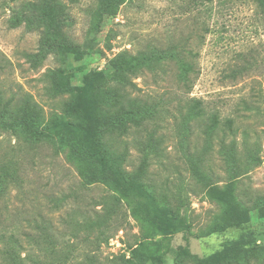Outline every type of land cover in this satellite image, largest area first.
<instances>
[{"label": "rangeland", "instance_id": "1", "mask_svg": "<svg viewBox=\"0 0 264 264\" xmlns=\"http://www.w3.org/2000/svg\"><path fill=\"white\" fill-rule=\"evenodd\" d=\"M123 56L139 66L122 71ZM188 63L190 94L182 84ZM180 96L201 99L207 117L233 118L239 130L226 138L228 166L214 136L204 144L201 135L190 159L195 138L188 145L186 122L199 120L188 114L177 132ZM154 121L162 125L155 135L167 138L165 160L147 140ZM27 123L46 138L30 135ZM122 128L125 155L113 142ZM98 146L152 200L144 198L145 218L119 202L107 243L93 218L115 181ZM232 169V199L250 218L225 228L228 206L206 190L222 191ZM230 245L252 253L227 264H264V0H123L113 14L103 0H0V264H14L13 253L23 264H82L87 256L197 264Z\"/></svg>", "mask_w": 264, "mask_h": 264}, {"label": "trees", "instance_id": "2", "mask_svg": "<svg viewBox=\"0 0 264 264\" xmlns=\"http://www.w3.org/2000/svg\"><path fill=\"white\" fill-rule=\"evenodd\" d=\"M123 0H103V11L106 14H113L116 11L117 5L122 3ZM123 55H126L123 53ZM121 64H122V71L124 72H133L139 64L135 62V60L128 59L126 56L121 58ZM191 64L188 63L186 65V80L182 82L184 84V89L186 93L190 94V90L192 86L194 85L193 75H190L191 72ZM35 67V65H33ZM235 75L238 74V71L234 73ZM196 76L194 75V78ZM85 87L89 85L88 78L84 80ZM182 91V90H181ZM180 100L176 99V103L178 104V115L174 117L175 122V129L178 132V129L182 130V121L185 117H188V114H191V116L188 117L189 120H195V122H198L192 127H188V122H186V129L184 134L186 136V141L188 145H190V137L194 136L195 141L193 145V149L196 154L194 155V151L189 152L187 154L190 155V159H193L195 157L199 156V150H198V140L203 137L204 144L207 141H211L213 136L218 140L220 148L219 155L223 156V159L220 158V160L225 162V164L228 166V160L224 159V151L227 148L226 145V138L227 136H235L238 132L239 128L235 125V121L233 118L230 117H224L221 118V116L218 113L212 112L207 117L206 108L203 104V101L199 98L188 96L186 98H183L182 96L179 97ZM171 100V99H170ZM173 101V100H172ZM174 102V101H173ZM6 103H9V101H4V104L7 106ZM245 107L247 109H253L255 106L250 107L247 103L245 104ZM168 111V109H167ZM161 121L165 122V119L163 117H160ZM150 121H148L149 123ZM147 123V121H146ZM145 122L143 123L146 124ZM211 123L213 125H211ZM6 128L9 130L14 128L13 124L5 123ZM26 130L30 133V135L36 137V139H45L46 134L43 132L38 131L37 129H34L32 125H29L27 123ZM159 129H162V125L158 124L157 121H154L153 123V129L150 133H148V142H150L153 145V151L156 154L157 157L161 159H168V154H165L163 144L167 140L164 133H159L158 135H155ZM120 133L115 134V137L113 139V142L118 143V148L121 149V155H125L128 151L129 142L125 139V135L127 132V129H121ZM125 133V134H124ZM128 133V132H127ZM244 136H247V133L244 131ZM123 135V136H122ZM201 135H203L201 137ZM234 138V137H233ZM233 140V139H232ZM140 141L138 139L136 140L137 144ZM146 144L141 145L139 148L144 149ZM110 150V148L108 147ZM97 154L101 157H103L105 163H108V166L110 167L112 174L114 176L115 181V189L112 195L113 198L110 199L109 197H105L102 201V207L101 212L95 213V218H93V221H95V225L97 230L99 229V232L97 233L100 238L98 240L108 242L109 238L112 235H108L107 229L111 228V221L112 217L115 214V209L118 208V203L122 200L127 202L130 208V213L133 216H140L145 218L148 213V208L145 204L144 198H147L150 202H152L151 198H149L148 194L144 191V189L140 188V185L137 183L138 180H130L125 176L124 171H122L118 166H116V161L113 158H110L102 149L100 146L96 148ZM111 153H116L117 151L110 150ZM201 152V151H200ZM147 152L144 155V160L140 164L139 168L140 171H145L146 167L148 166L147 163ZM237 158H242V155H238V151H236ZM196 162H193L194 165ZM164 165V164H163ZM199 165H197V168ZM194 168V167H193ZM200 170V169H199ZM201 171V170H200ZM91 174H96L97 171L94 169H91ZM230 175H233V177H230L231 180H229V183L225 186V188L221 191L218 186L209 184L208 189L206 190V194L210 196L211 198H216L218 200L223 201L228 206V214L226 215L224 219V227L228 228L231 226L240 225L243 223H246L249 221V212L247 209H245L239 202H235L232 199V192L234 190V183L238 175L235 173V170H231ZM167 189L164 187L159 186V193L161 196H168ZM110 195V196H112ZM117 206V208H116ZM157 206V205H156ZM159 216H163L164 212L162 208H157ZM86 223V222H85ZM87 227L92 229V227H89L87 223ZM36 240V238H34ZM38 242V241H37ZM47 247L46 251L51 248V245H53V242L48 240L45 242ZM38 245V243H37ZM252 253L251 250L246 248H237L234 245L226 246L223 249L216 251L206 257H197V264H227L232 261H238V262H244L246 260V257ZM14 255V256H13ZM12 255V261H14V264H23L18 253H13ZM31 258L32 261L35 263H40L38 258H35L32 254L28 255L27 258ZM30 259V260H31ZM21 262V263H20ZM65 263V261H63ZM51 264V263H49ZM61 264V263H60ZM82 264H103L99 262L97 259H95L93 256H87L86 262H83Z\"/></svg>", "mask_w": 264, "mask_h": 264}]
</instances>
